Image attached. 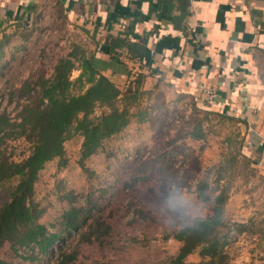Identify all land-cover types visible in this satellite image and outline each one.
Here are the masks:
<instances>
[{
    "label": "rangeland",
    "instance_id": "obj_1",
    "mask_svg": "<svg viewBox=\"0 0 264 264\" xmlns=\"http://www.w3.org/2000/svg\"><path fill=\"white\" fill-rule=\"evenodd\" d=\"M64 25L61 20L54 25L46 19L27 27H6L7 33L16 31L9 35L0 60V110L16 114L19 107L9 97V89L36 69L49 76L56 59L73 42L92 47L89 39L85 41ZM52 28L57 32L49 34ZM77 74L78 69H73L70 78ZM70 91L80 92L75 87ZM115 106L122 108L124 102L117 100ZM127 109V125L85 158L83 167L78 133L64 141L63 159L45 163L33 195L45 209L40 221L55 222L68 205L67 194L77 204L91 196L90 205L111 226V232L95 245L79 247L80 258L113 264H174L181 242L172 238L173 230L210 212L209 201L196 191V183L205 181V193L215 195L223 190L226 195L218 233L225 240L228 264H264V172L255 162L257 154L246 148L245 133L236 118L198 106L190 97H177L167 84L155 79L141 85L137 100ZM108 110L96 104L90 117ZM196 121L201 137L190 134ZM29 150L30 143L24 140L10 146L7 153L19 158ZM12 184L0 187V203L7 199ZM65 237L67 244L75 245L77 235ZM19 253L4 247L0 259L10 264L56 263L55 248L41 260L27 259L25 248ZM200 260L194 251L182 264Z\"/></svg>",
    "mask_w": 264,
    "mask_h": 264
},
{
    "label": "trees",
    "instance_id": "obj_2",
    "mask_svg": "<svg viewBox=\"0 0 264 264\" xmlns=\"http://www.w3.org/2000/svg\"><path fill=\"white\" fill-rule=\"evenodd\" d=\"M170 1L168 8L171 6ZM179 1L180 12L176 16L172 15L171 22L176 28L185 31L183 19L187 14V0ZM1 25L2 21L0 60L5 55L9 35L16 31L7 33V26ZM23 26L28 25L22 21L14 25L15 29ZM95 44L98 46L97 42ZM102 45L110 60L120 64L124 63L123 50L128 59L139 61L146 53V40L133 41L127 34H108ZM95 54L96 48L73 42L70 50L56 59L49 76L42 69H36L19 86L9 89L8 95L16 100L19 110L13 116L0 110V187L13 182L7 199L0 203V251L7 247L19 255V250L25 248L28 251L25 256L27 259L38 260L44 253L49 254L55 248V264H113L98 259L86 262L78 256L79 247L95 245L111 232V226L90 205L91 196L77 204L67 194L68 205L59 213L58 219L50 221L49 225L40 221L45 209L40 207L33 196L35 181L45 163L54 158L63 159L66 139L75 133L82 136L80 164L83 167L85 158L95 154L106 138L121 131L129 122L130 112L127 107L141 93L145 74L137 72L134 75L130 69L127 72L128 83L124 89H120L102 73ZM73 69L79 72L71 79ZM73 87L80 92L71 93ZM117 100L124 102L122 108L115 106ZM96 104L105 105L109 110L91 118L90 114ZM193 130L190 133L192 136H202L198 121ZM24 140L30 143L27 153L19 158L7 153L10 146H16ZM204 183H196V191L202 199L209 201L210 212L205 217L194 218L180 229L173 230L172 238L181 242L172 260L174 264H182L184 257L194 251H198L201 256V260L194 264H228L225 240L218 233L219 226L223 225L226 195L223 190L215 195L205 193ZM65 235H77L75 245L67 244ZM0 264L10 263L0 259Z\"/></svg>",
    "mask_w": 264,
    "mask_h": 264
},
{
    "label": "crops",
    "instance_id": "obj_3",
    "mask_svg": "<svg viewBox=\"0 0 264 264\" xmlns=\"http://www.w3.org/2000/svg\"><path fill=\"white\" fill-rule=\"evenodd\" d=\"M159 1L0 0V21L14 27L61 20L92 42L102 73L119 88L130 69L143 72L144 86L155 79L177 97L236 118L264 172V0H187L185 31L171 22L180 1L171 0L170 8L168 0ZM108 34L145 39L144 58L128 59L123 50V64L111 61L102 45ZM205 89L214 91L213 99L205 98Z\"/></svg>",
    "mask_w": 264,
    "mask_h": 264
},
{
    "label": "built area",
    "instance_id": "obj_4",
    "mask_svg": "<svg viewBox=\"0 0 264 264\" xmlns=\"http://www.w3.org/2000/svg\"><path fill=\"white\" fill-rule=\"evenodd\" d=\"M214 97V91L211 89H205V98L211 100Z\"/></svg>",
    "mask_w": 264,
    "mask_h": 264
}]
</instances>
